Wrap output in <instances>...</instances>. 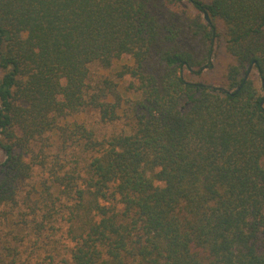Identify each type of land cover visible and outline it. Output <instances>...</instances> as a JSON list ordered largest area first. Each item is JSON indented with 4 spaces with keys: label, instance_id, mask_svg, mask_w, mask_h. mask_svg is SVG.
<instances>
[{
    "label": "trees",
    "instance_id": "1",
    "mask_svg": "<svg viewBox=\"0 0 264 264\" xmlns=\"http://www.w3.org/2000/svg\"><path fill=\"white\" fill-rule=\"evenodd\" d=\"M218 35L233 58L222 86L192 78ZM118 59L115 80L89 85L90 64ZM123 106L129 131L107 139L59 124L87 109L112 121ZM48 133L91 155L82 168L56 156L25 199L31 224L14 223ZM6 223L5 264H21L26 234L11 230L23 224L31 247L56 245L39 264H264V0H0Z\"/></svg>",
    "mask_w": 264,
    "mask_h": 264
},
{
    "label": "rangeland",
    "instance_id": "2",
    "mask_svg": "<svg viewBox=\"0 0 264 264\" xmlns=\"http://www.w3.org/2000/svg\"><path fill=\"white\" fill-rule=\"evenodd\" d=\"M189 8L190 6L187 5ZM204 17V15H203ZM206 21V20H205ZM220 28L222 26L220 25ZM223 32V28H222ZM213 44V55L211 57V64L208 68L203 71V74L199 77L194 76L192 77L195 80H201L204 82H208L211 85H224L225 84V72L227 66L233 61L232 56L226 51L224 46V39L221 35H218L214 38ZM124 63H128L126 59H118L115 60L111 67L104 68L98 63H92L88 66V82L89 85L95 86L97 83L100 82L103 78H112L115 80L114 72L121 67ZM252 70V68H251ZM127 81H120L118 82V88L125 97H131V94L124 92L123 87L126 86ZM127 108L121 107L119 113V117L108 122H103L99 119L98 113L96 110L87 109L83 112L77 114H71L62 118L59 121V124L62 126H70L72 127L74 124H81L86 129H90L93 131L94 137L98 140L107 139L112 135L119 134L124 131H129V123L130 117L127 115ZM55 134L48 133L47 138L48 145L45 147L46 152V162L44 166L35 165L34 171L32 176L29 179L23 181L20 184L19 189V196H20V203L18 206L13 209L15 212V216L13 218V222H21L22 219H26L29 224H31V219L33 214H31L30 207L28 202L25 200L27 199V194L30 193L31 197V205L33 200L39 198L37 194L33 192V186L38 185L36 188L40 187V181L44 179L48 174V168L57 165H54L56 156L62 157L66 162V167L69 165H75L77 168H82L83 164L88 161L91 152L85 151L83 149H79L74 146H68L65 150H61V145L58 143V139L55 137ZM37 149V148H35ZM62 171V170H60ZM41 204V203H39ZM8 209V208H7ZM37 217L40 218L41 211L37 212ZM11 224L6 223L4 225H0V245L2 242L10 237L8 231L11 229ZM49 225V223H47ZM55 230H57V234L54 237H57L59 234V223L54 222ZM64 230V225L61 226L60 231ZM12 233H17L18 235H25L24 243H21L18 247L20 255L19 257L21 264H25L29 260V253L31 250L33 251L32 259L30 260L29 264H39L44 255L45 251L54 250L56 245L53 242L51 237L47 238L46 236H41L39 239V244L41 247L38 248L37 245L33 248L31 247V242L35 239L36 235L34 234L33 230L26 227L23 224V228L20 230L18 227L13 226L11 230ZM50 232L49 230L47 233ZM51 233V232H50ZM50 235V234H49ZM6 258V257H5ZM8 259V258H6ZM6 260H0V264H5ZM54 263V262H53Z\"/></svg>",
    "mask_w": 264,
    "mask_h": 264
},
{
    "label": "water",
    "instance_id": "3",
    "mask_svg": "<svg viewBox=\"0 0 264 264\" xmlns=\"http://www.w3.org/2000/svg\"><path fill=\"white\" fill-rule=\"evenodd\" d=\"M204 15V19L208 22L209 21V17H208V15L207 14H203ZM251 71V66H249L248 67V69H247V74L249 73ZM247 74L245 75V77L247 76Z\"/></svg>",
    "mask_w": 264,
    "mask_h": 264
}]
</instances>
